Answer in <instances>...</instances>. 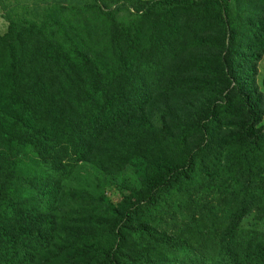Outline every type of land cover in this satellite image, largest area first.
I'll return each instance as SVG.
<instances>
[{"label":"trees","instance_id":"obj_1","mask_svg":"<svg viewBox=\"0 0 264 264\" xmlns=\"http://www.w3.org/2000/svg\"><path fill=\"white\" fill-rule=\"evenodd\" d=\"M42 1L0 33V264H264V0Z\"/></svg>","mask_w":264,"mask_h":264},{"label":"rangeland","instance_id":"obj_2","mask_svg":"<svg viewBox=\"0 0 264 264\" xmlns=\"http://www.w3.org/2000/svg\"><path fill=\"white\" fill-rule=\"evenodd\" d=\"M16 2V4H14ZM34 0H0V33L4 32L6 29L7 22L5 20L6 13L13 12V11H21V4H34ZM52 0H45L39 2L37 4H51ZM260 77L264 79V58L260 62ZM260 79V78H259ZM100 181H103V178H99ZM114 198L118 197L117 192H113L112 195ZM249 221H251V215L248 216ZM259 226L264 228V222L260 223Z\"/></svg>","mask_w":264,"mask_h":264}]
</instances>
